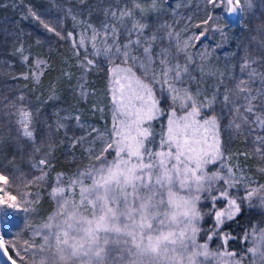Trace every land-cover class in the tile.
Listing matches in <instances>:
<instances>
[{"label":"snow or ice","instance_id":"1","mask_svg":"<svg viewBox=\"0 0 264 264\" xmlns=\"http://www.w3.org/2000/svg\"><path fill=\"white\" fill-rule=\"evenodd\" d=\"M129 2L131 6H121L117 0L115 7H104L98 25L77 19L69 9L78 33H62L28 10L49 33L71 42L81 69V99L89 95L87 73L98 69L101 60L107 65L112 126L101 130L83 121L79 112L57 109L52 124L45 125L46 139L37 142L39 109L30 108L23 93L5 105L18 136L28 142V160L37 174L28 177L21 172L10 179L0 172L5 186L0 189V225L6 226L13 213H27L30 205L39 203V191L19 196L8 191L18 187L17 180L47 191L55 210L33 230V236L41 239L38 245L23 239L8 242L0 233V264H244L245 260L264 264V227L258 222L245 227L240 236L222 230L231 221L239 226L236 218L244 208L264 211V184L234 163L242 155L264 164V70L253 66L264 63V57H253L246 49L239 77L229 75L227 65L221 69L212 63L219 60L216 49L222 43L210 41L214 34L226 35L229 17L239 14L241 0H203L205 18L195 23L191 15L179 13L185 6L182 0ZM247 2L251 8L252 0ZM166 12L171 22L155 27L148 22V16L158 19ZM180 20L187 23L177 31L174 25ZM13 55L28 71L12 79L31 77L39 84L47 61L25 54L22 42ZM4 64L13 66L0 61V67ZM64 75L71 78L70 73ZM226 77L235 80L233 87L226 85ZM206 78L216 80L211 91L203 86ZM57 98L53 90L48 99ZM162 101L167 107L161 106ZM161 117L166 124L157 133L152 122ZM226 118L228 123L222 126ZM70 126L82 134L69 135ZM60 130L61 143L66 140L68 150L80 146L91 162L70 175L53 176V132ZM222 131L230 135L223 138ZM240 136L253 137L252 152L229 150L231 141ZM24 147L17 144L16 150ZM258 171L264 172V166ZM33 195L34 199L28 198ZM220 201L223 207L218 206ZM206 217L213 223L204 229ZM214 238L222 243L210 248ZM237 239L247 244L240 254L228 249L229 240Z\"/></svg>","mask_w":264,"mask_h":264},{"label":"trees","instance_id":"2","mask_svg":"<svg viewBox=\"0 0 264 264\" xmlns=\"http://www.w3.org/2000/svg\"><path fill=\"white\" fill-rule=\"evenodd\" d=\"M241 2L242 12L238 14L236 19H229L230 26L226 35L222 37L218 33L214 34L210 41L211 44L222 43V46L216 49L219 60L213 59L212 63L217 64L221 69H224L227 65L230 69L229 75L236 77L241 75L240 64L246 49L253 57H264V0H252L253 6L251 8L248 7L247 0H241ZM126 3L131 6L129 0H119L121 6ZM169 3H172V0H169ZM182 3L185 6L179 8V13L185 17L191 15L193 23L205 18L203 0H182ZM109 5L115 7L117 0H83V2L81 0H0V61H8L13 65L9 67L8 64H4L3 67H0V172H4L10 179H14L21 172L28 177L37 174L32 171L28 160L30 151L28 142L18 136L15 124L10 123V120L14 119L8 114L10 109L5 107L19 94H24L26 103L34 111L39 109V115L36 118L37 142L42 138L46 139V133L49 129L45 125L52 124L53 112L57 109L72 113L79 112L83 121L101 130H104L105 127L110 129L112 126L107 65L101 60L98 69L87 73L89 95L86 100L81 99L78 89L81 69L77 64V57L74 54L71 42L61 40L54 33H49L43 25L29 14V8L62 33L68 31L78 33L79 28H73V20L68 14L69 9H71L72 14L77 16V19L90 20L91 23L98 25L103 18L102 9ZM162 6L168 7L166 4ZM216 11L220 10L217 9ZM171 20L172 17L168 12L158 19L155 16H148V22L153 27L158 23L171 22ZM185 23H187L186 20H180L174 27L179 31ZM194 31H200V29H194ZM21 42L25 54L30 53L32 56H38L40 59L47 61L48 66L44 71V75L40 77L39 84H36L31 77L29 79H12L13 76L19 77L20 73L28 71V68L21 64L18 55H13ZM225 53H227V56ZM82 56L83 53H81ZM28 64L31 67V59ZM253 66L264 70V63ZM65 72L71 74L70 79L64 75ZM215 83L214 78H206L203 86L208 87L211 91V86ZM225 83L231 88L234 86L235 80L226 77ZM53 90H55L58 98L49 100L48 98L53 94ZM221 91H223V88H221ZM161 106L167 107V101H162ZM101 108L103 112L98 110ZM63 114L64 112H61V115ZM68 123L74 125L75 121H69ZM152 123L155 131L159 133L161 124H166V119L161 117L159 121H153ZM227 123L228 119L226 118L223 120L222 126H226ZM73 132L76 135L82 134L79 129L70 126L68 129L69 135ZM229 135L228 131H222L223 138H227ZM63 138V130L53 132V139L56 144L52 157L54 168L51 170V175L53 176L57 172L70 175L77 167H83L91 162L80 146L68 150L67 141L64 140L61 143ZM252 140L253 137L251 136L247 140L244 136L237 137L231 141L229 150L237 154L252 152ZM17 144L24 145V150L17 151ZM73 155L76 157L75 161L72 160ZM236 162L241 167L246 168L247 174L256 183L264 184V172L258 171V168L264 166V164H261L254 157L249 159L242 155L236 157L234 163ZM16 183L18 187L8 188L9 192L19 196L25 192L35 194L39 191L41 197L38 204L29 206L27 213H13L7 225H1V232L8 242H18L23 239L30 240L38 245L41 243V239L38 236H33V230L55 210V203L49 198L47 191L38 189L34 185L25 187L18 180ZM252 186L254 187L255 184ZM4 187L3 182H0V189ZM240 194H244L242 189ZM28 198L34 199L35 196ZM223 204V201L218 202L219 207H223ZM204 207L207 208L208 205L205 204ZM263 218L264 212L259 208L251 210L244 208L236 218L239 221V226L236 221H231L225 223L222 230L231 232L234 236H240L245 227H250L253 222H263ZM212 223V218L206 217L202 227L207 229ZM204 239V233L202 232L200 240L203 241ZM221 243L222 241L214 238L210 243V248H216ZM246 247L247 244L242 245L239 239L229 240L228 242V249L235 250L238 254L243 253Z\"/></svg>","mask_w":264,"mask_h":264},{"label":"rangeland","instance_id":"3","mask_svg":"<svg viewBox=\"0 0 264 264\" xmlns=\"http://www.w3.org/2000/svg\"><path fill=\"white\" fill-rule=\"evenodd\" d=\"M242 12V2H241V7H240V9H238V13L240 14ZM264 212V211H263ZM259 224V226H261V227H264V218H263V222H260V223H258ZM244 264H248V261L247 260H245L244 261Z\"/></svg>","mask_w":264,"mask_h":264},{"label":"water","instance_id":"4","mask_svg":"<svg viewBox=\"0 0 264 264\" xmlns=\"http://www.w3.org/2000/svg\"><path fill=\"white\" fill-rule=\"evenodd\" d=\"M237 16H238V15H235V14H234V15H232L231 17H229V19H236ZM0 233H2V232H1V225H0Z\"/></svg>","mask_w":264,"mask_h":264}]
</instances>
